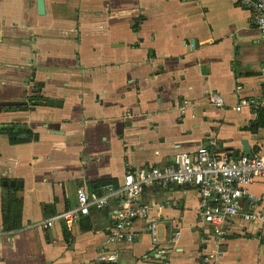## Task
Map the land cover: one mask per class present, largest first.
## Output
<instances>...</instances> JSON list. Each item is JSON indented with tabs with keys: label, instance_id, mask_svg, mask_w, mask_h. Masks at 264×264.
I'll list each match as a JSON object with an SVG mask.
<instances>
[{
	"label": "crops",
	"instance_id": "crops-1",
	"mask_svg": "<svg viewBox=\"0 0 264 264\" xmlns=\"http://www.w3.org/2000/svg\"><path fill=\"white\" fill-rule=\"evenodd\" d=\"M37 1L0 0V130L38 137L12 143L0 131V264H103L107 252L114 264H264V219L229 220L218 241L199 226L192 187L143 192L157 245L140 220L133 243H110L115 205L91 210L73 232L63 222L27 228L74 208L80 188L121 184L127 166L175 164L210 141L235 156L243 140L264 153L261 112L236 109L264 94V40L241 0H43L40 10ZM33 75L44 86L32 108ZM11 180L23 187L4 186ZM249 190L264 194V179ZM243 204L264 216V204Z\"/></svg>",
	"mask_w": 264,
	"mask_h": 264
},
{
	"label": "built area",
	"instance_id": "built-area-1",
	"mask_svg": "<svg viewBox=\"0 0 264 264\" xmlns=\"http://www.w3.org/2000/svg\"><path fill=\"white\" fill-rule=\"evenodd\" d=\"M241 4L250 13V21L264 40V0H241ZM242 86L237 87V92ZM212 104L222 107L225 102L217 95H211ZM252 107L264 113V94L257 99L239 98L237 110ZM187 107L181 108L186 113ZM217 142L210 141L202 145L194 155L184 154L175 164L165 166L147 165L135 169L127 166L123 181L119 185L108 184L102 193L88 192L84 188L77 191V205L62 213L55 214L28 229L47 231L57 222H63L69 232L82 216H88L91 210L105 211L116 206L115 224L109 235L112 244L133 243L137 239L134 229L136 221H143L152 241L157 245V220L151 216V208L142 201L145 189L151 186L192 187L200 195L199 220L202 229L210 228L213 236L223 240L228 232L226 223L229 220L242 218L246 222L264 219L255 213L244 211V200L264 204V194L255 195L249 188L258 180L264 179V153L249 152L238 157L234 153H222ZM179 236L174 234L175 239ZM158 259H166L163 249H155ZM117 253H102L96 259L103 264L117 262Z\"/></svg>",
	"mask_w": 264,
	"mask_h": 264
},
{
	"label": "water",
	"instance_id": "water-1",
	"mask_svg": "<svg viewBox=\"0 0 264 264\" xmlns=\"http://www.w3.org/2000/svg\"><path fill=\"white\" fill-rule=\"evenodd\" d=\"M37 4H38V9H43L45 8L44 4H43V0H38L37 1ZM199 46L197 42H193L191 43L192 46ZM197 48V47H196ZM63 105V102L61 100H53V99H48L47 101V106H50V107H61ZM20 109H18V107H6L4 109V111L6 112H9V111H18ZM22 111H25L26 109L25 108H21ZM15 139H18V140H29L30 139V136L29 135H19V136H15L14 137ZM242 145H243V152L245 153H249L250 152V147H249V143L248 141L246 140H243L242 141ZM240 156L239 155V152H236V157ZM4 186H11V187H23V182L22 181H16V180H11V181H4L3 182Z\"/></svg>",
	"mask_w": 264,
	"mask_h": 264
},
{
	"label": "flooded vegetation",
	"instance_id": "flooded-vegetation-1",
	"mask_svg": "<svg viewBox=\"0 0 264 264\" xmlns=\"http://www.w3.org/2000/svg\"><path fill=\"white\" fill-rule=\"evenodd\" d=\"M9 31H13V30L10 29ZM7 37H9V33L7 34ZM6 39L8 40L7 43H11L15 47H18V46H22L23 47L24 46V45H22V43L20 45L19 42H21V40L15 39L14 37H13V39H11V37L6 38ZM0 41L3 42V40H0ZM17 43H19V44H17ZM32 53H33V56H34L35 51H32ZM32 53H31V55H32ZM31 63L33 64L34 60H31ZM33 70H35V68ZM25 84L27 86H31V94H32V96L30 98V101H29L30 103L28 104V106L30 105L32 108L36 107L38 105V103H39L38 99L41 97L40 94H41V91H42V87L44 85L42 83H39V82L35 81L34 75L30 76L29 79L25 81ZM21 108L22 107H18V109H21ZM15 133L17 134V136L22 135V133H19L16 130H15Z\"/></svg>",
	"mask_w": 264,
	"mask_h": 264
},
{
	"label": "trees",
	"instance_id": "trees-1",
	"mask_svg": "<svg viewBox=\"0 0 264 264\" xmlns=\"http://www.w3.org/2000/svg\"><path fill=\"white\" fill-rule=\"evenodd\" d=\"M259 122V124L258 125H260V126H263L264 125V113L263 112H261L260 113V115H259V120H258ZM18 129L19 128H8V127H6V128H4V129H1L0 131H4V132H7V133H9V135H10V137H11V141H12V143H15V141H17L14 137L15 136H17V134L15 133V130L16 131H18ZM20 130V129H19ZM21 133V132H20ZM27 134L30 136V138H33V139H38V137L37 136H32V134L30 133V131H28L27 132ZM235 156V155H234ZM6 221H7V219H6Z\"/></svg>",
	"mask_w": 264,
	"mask_h": 264
},
{
	"label": "rangeland",
	"instance_id": "rangeland-1",
	"mask_svg": "<svg viewBox=\"0 0 264 264\" xmlns=\"http://www.w3.org/2000/svg\"><path fill=\"white\" fill-rule=\"evenodd\" d=\"M199 226H201L200 223H199Z\"/></svg>",
	"mask_w": 264,
	"mask_h": 264
}]
</instances>
